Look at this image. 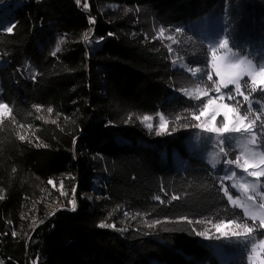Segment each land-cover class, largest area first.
I'll list each match as a JSON object with an SVG mask.
<instances>
[{
    "label": "trees",
    "instance_id": "trees-1",
    "mask_svg": "<svg viewBox=\"0 0 264 264\" xmlns=\"http://www.w3.org/2000/svg\"><path fill=\"white\" fill-rule=\"evenodd\" d=\"M211 14L264 54V0H0V264H246L244 246L196 234L242 214L186 144L198 102L181 89L210 82L177 63L206 67Z\"/></svg>",
    "mask_w": 264,
    "mask_h": 264
},
{
    "label": "snow or ice",
    "instance_id": "snow-or-ice-1",
    "mask_svg": "<svg viewBox=\"0 0 264 264\" xmlns=\"http://www.w3.org/2000/svg\"><path fill=\"white\" fill-rule=\"evenodd\" d=\"M76 2L79 4L80 0ZM84 7H88L87 3ZM93 22V20L89 21V23ZM13 27L15 26L7 27L5 30L11 33ZM166 31V28L160 27L153 39L167 38L177 43L174 36L165 37ZM174 32L181 33L183 29L177 27ZM84 39L89 40L88 34H85ZM60 43L62 41L57 43L56 51L52 55H56V52L60 50ZM171 50V45H169V51ZM204 56L206 67H188L187 71L193 77L203 73L207 82L210 83L204 88L197 84L192 90L181 89V91L189 99L198 102L196 111L199 115L196 111L192 112L193 120L201 121L202 117L211 115L210 122L193 124V127L204 133L214 134L220 147V153L224 156L228 155L224 145L229 140H234L235 147L240 149L235 159H227L224 163L234 165L235 168L241 170L242 175L238 177L236 171H231V175L221 178L222 183L224 180L233 181L231 187L236 189L239 195L234 197L228 187H222L221 190L228 203L234 209L242 210V214L235 218L212 223L214 234H210V230L196 234L208 239H224L242 245L246 248V264H264V238H261L264 237V190H261L264 189V182L261 180L264 178V54L252 56L231 40L230 34H225L208 45ZM214 76L217 79H214ZM224 90H227V99L233 103L223 102L226 98ZM210 92L216 95L209 97ZM204 97H209L206 103H203L202 98ZM238 97L242 98L243 103ZM200 104H203V107H200ZM254 105L258 106L260 111H255ZM34 107L37 111L40 110V106L35 105ZM48 112L51 113L52 109L49 108ZM11 113L12 109L8 104L0 103V118L10 116ZM221 114L223 119L220 121V126H217L216 119ZM158 116L157 134L168 133L169 121L163 114H158ZM176 119L180 120L181 117H176ZM140 120L147 128H153L152 116L144 115L140 117ZM20 139L23 140L25 137L21 136ZM218 162V160L214 161L213 167ZM245 180L246 182H241ZM49 183L51 184L52 181L50 180ZM178 198L172 197V199ZM156 199L159 200L160 197L157 196ZM72 203L73 210H75V201ZM181 220L192 223L187 217H181ZM203 222L197 221V223ZM100 226L115 227V225L103 223ZM33 264H36V261Z\"/></svg>",
    "mask_w": 264,
    "mask_h": 264
},
{
    "label": "rangeland",
    "instance_id": "rangeland-1",
    "mask_svg": "<svg viewBox=\"0 0 264 264\" xmlns=\"http://www.w3.org/2000/svg\"><path fill=\"white\" fill-rule=\"evenodd\" d=\"M225 25V18L218 17L215 14H211L206 21L203 22V24H200L197 26V28L205 35L206 39L209 40V42L214 43L217 39L222 38L221 36L223 32V28ZM251 58V57H250ZM4 62L0 61V65H2ZM178 66L183 68H188L185 64V62H178ZM186 66V67H185ZM232 87V86H230ZM225 94V100L224 103L231 104V100L227 99V90H224ZM210 97L216 95L214 92H210ZM240 101H242L241 97H238ZM2 103V102H0ZM210 113V110H209ZM231 115V114H230ZM223 119L222 114L217 117L216 124L217 126H220V121ZM211 115H206L201 118V122H210ZM186 144L190 148V150L194 151L195 153L203 155L205 157L206 161L213 167L214 161H219L216 163L215 169L219 170L221 169L223 174L221 175V178H223L225 175H231V171H236L238 174V177L242 175V172L240 169L235 168L234 165H226L224 163L227 159H235V156L239 154L240 149L235 147L234 140H229L224 146L228 151V155L224 156L223 153H220V147L218 145V142L215 139L214 134L211 133H204L200 129H198L195 133H193L191 136H189L186 139ZM247 179H254V178H247ZM262 182H264V178H261ZM241 182H246L241 181ZM224 187H228L230 193L235 197L239 195L236 189L232 188L231 185L233 181L224 180ZM231 189V190H230ZM264 190V189H261ZM215 255L223 262H227L231 257H228L224 251H222L221 247L218 244H213ZM32 263V261H30ZM37 264V262H36Z\"/></svg>",
    "mask_w": 264,
    "mask_h": 264
},
{
    "label": "built area",
    "instance_id": "built-area-1",
    "mask_svg": "<svg viewBox=\"0 0 264 264\" xmlns=\"http://www.w3.org/2000/svg\"><path fill=\"white\" fill-rule=\"evenodd\" d=\"M83 2H84V0H80V3L77 4V2H76V0H75V3H76L77 6H81V7H82Z\"/></svg>",
    "mask_w": 264,
    "mask_h": 264
}]
</instances>
